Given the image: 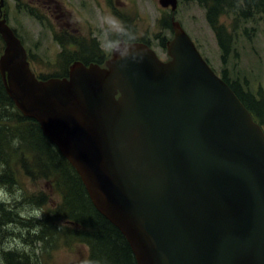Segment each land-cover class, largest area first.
Returning <instances> with one entry per match:
<instances>
[{
  "label": "water",
  "instance_id": "95a60500",
  "mask_svg": "<svg viewBox=\"0 0 264 264\" xmlns=\"http://www.w3.org/2000/svg\"><path fill=\"white\" fill-rule=\"evenodd\" d=\"M175 11L178 0H159ZM0 0V74L137 264H264V131L173 20L168 61L121 41L40 80Z\"/></svg>",
  "mask_w": 264,
  "mask_h": 264
},
{
  "label": "rangeland",
  "instance_id": "374dc122",
  "mask_svg": "<svg viewBox=\"0 0 264 264\" xmlns=\"http://www.w3.org/2000/svg\"><path fill=\"white\" fill-rule=\"evenodd\" d=\"M203 5L199 0H178V10L172 18L170 9L162 7L159 0H6L4 11L9 25L30 51L32 68L41 76L54 77L65 72L64 57L59 55L62 44L70 53L83 49L85 58L87 52H94L92 48L102 49L110 56L120 39L130 34L148 40L160 59L166 61V47L158 35L171 39L172 29L161 23L175 18L219 75L225 71L227 79L236 80L239 88L244 89L245 84L257 99L264 96V17L239 18L237 24L231 13L220 17V23L227 28L223 36L229 45L226 55ZM69 39L82 46H73ZM92 39H96V47ZM0 43L4 50L3 39ZM10 143V162L6 165L0 161V264H8L10 253L31 259L33 264H89L87 245L68 240L63 234L56 235L53 242L52 233L46 234V219L57 230L69 226L67 220L49 216L61 202V195L54 190L52 180H33L24 175L21 156L24 152L27 159L31 158L18 139ZM9 170L14 173L6 177ZM7 214H14L16 222H9Z\"/></svg>",
  "mask_w": 264,
  "mask_h": 264
},
{
  "label": "trees",
  "instance_id": "16d2710c",
  "mask_svg": "<svg viewBox=\"0 0 264 264\" xmlns=\"http://www.w3.org/2000/svg\"><path fill=\"white\" fill-rule=\"evenodd\" d=\"M199 1L204 4L203 7L206 8L207 20L218 36V43L226 55L229 52V45L225 44L223 36L227 34V28L220 23V17L231 13L237 20L236 24L239 18L249 20L254 18L255 15L264 17V0ZM175 13L171 12L169 14L170 18ZM31 14H34L33 11H31ZM161 24L166 29H172V22L163 21ZM122 38L129 42L150 44L145 38L139 39L134 34L123 36ZM158 38L161 39V44L166 47L170 38L167 39V37H160L159 35ZM1 40L2 37L0 35ZM70 41L73 46H82L75 39ZM92 41L96 47V39H92ZM61 46L63 49L59 55L64 57L63 61L66 66L69 65L68 68L76 61H81L88 65L89 60L85 58V53L81 54L79 50L70 53L63 44ZM2 53L3 50L0 43V56ZM67 53L69 55H66ZM223 59L225 60V57ZM62 65V69H65V72L62 75L54 77L62 78L67 76V67L64 66V63ZM49 78L53 77L39 76V79L42 80ZM222 78L253 113L258 123L264 127V96L260 95L261 97L257 99L256 96L251 95L247 91L245 84H243L244 89L239 88L236 80L233 82L227 79L225 71L222 73ZM10 122L15 123V126L10 125ZM16 139L23 144L29 158H31L27 159L28 157L24 152L21 156V163L23 165V169L21 170L24 175L33 180H40L41 178L52 180L54 190L61 195V202L55 209L51 210L49 216L67 220L70 227L65 226L57 230L55 226L51 225V220L46 219L45 221L48 223L46 234L50 236L52 233L50 240L56 242L55 236L63 234L68 240L87 245L90 249V255L88 256L89 264H137L127 239L118 228L95 208L81 177L61 154L59 149L44 135L38 122L24 117L17 109L14 102L8 96L0 76V161H4L6 165L10 162V142H14ZM10 172L12 171H7L5 176L8 177L11 174ZM39 201L42 202L43 197H40ZM5 217L9 222H16L14 214H7ZM13 254L10 253L8 255V264H33L31 259L27 260L28 258L25 259L26 257L24 256L17 257Z\"/></svg>",
  "mask_w": 264,
  "mask_h": 264
},
{
  "label": "flooded vegetation",
  "instance_id": "af4514ba",
  "mask_svg": "<svg viewBox=\"0 0 264 264\" xmlns=\"http://www.w3.org/2000/svg\"><path fill=\"white\" fill-rule=\"evenodd\" d=\"M113 48H112V53H113ZM79 51L82 53L83 49H80ZM93 51L94 52H87L86 59L89 60L87 66L91 64H97L100 65L102 68H105L107 61L112 57V53L110 54V56H108V53L104 52L102 49L93 48Z\"/></svg>",
  "mask_w": 264,
  "mask_h": 264
}]
</instances>
